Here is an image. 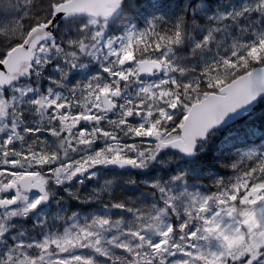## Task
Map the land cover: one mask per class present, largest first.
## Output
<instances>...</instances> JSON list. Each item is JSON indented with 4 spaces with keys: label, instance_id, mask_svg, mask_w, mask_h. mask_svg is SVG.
I'll list each match as a JSON object with an SVG mask.
<instances>
[{
    "label": "snow or ice",
    "instance_id": "obj_1",
    "mask_svg": "<svg viewBox=\"0 0 264 264\" xmlns=\"http://www.w3.org/2000/svg\"><path fill=\"white\" fill-rule=\"evenodd\" d=\"M264 0H0V264H264Z\"/></svg>",
    "mask_w": 264,
    "mask_h": 264
},
{
    "label": "trees",
    "instance_id": "obj_2",
    "mask_svg": "<svg viewBox=\"0 0 264 264\" xmlns=\"http://www.w3.org/2000/svg\"><path fill=\"white\" fill-rule=\"evenodd\" d=\"M261 118H264V104L259 105L256 113L253 116V119L257 120V122H259Z\"/></svg>",
    "mask_w": 264,
    "mask_h": 264
}]
</instances>
